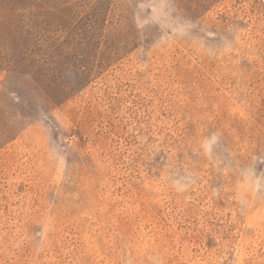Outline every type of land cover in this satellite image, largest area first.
Masks as SVG:
<instances>
[{
  "label": "rangeland",
  "instance_id": "374dc122",
  "mask_svg": "<svg viewBox=\"0 0 264 264\" xmlns=\"http://www.w3.org/2000/svg\"><path fill=\"white\" fill-rule=\"evenodd\" d=\"M225 2L0 0V264H264V17L245 63Z\"/></svg>",
  "mask_w": 264,
  "mask_h": 264
},
{
  "label": "trees",
  "instance_id": "16d2710c",
  "mask_svg": "<svg viewBox=\"0 0 264 264\" xmlns=\"http://www.w3.org/2000/svg\"><path fill=\"white\" fill-rule=\"evenodd\" d=\"M196 1V0H195ZM224 1H227L225 3H231L228 5L233 6L235 4H238V7L236 8V18L237 23L239 25V34H240V43H241V50L240 53L243 54V58L245 60V63L248 62L249 57L247 58L246 51L244 50V42L247 41L250 36L253 37L254 40H260L261 37L259 35V30L256 28L257 23V12L259 10V13L264 17V0H253L255 4V9L251 10L250 3H248V0H197V3L205 9H212L214 7H217L219 4H222ZM228 5L223 4L224 13L220 15V12L217 10V15L221 18L220 22L222 23H229V17L228 16ZM219 17H216V20H219ZM227 22V23H226ZM224 24V25H225ZM216 29V28H215ZM251 58V57H250ZM264 58V55H263ZM264 60V59H263ZM264 64L261 65L254 64L249 68V70L256 75H260L259 80H256L253 83L254 89H253V96H254V103L257 106V113L261 120H264V74L261 75V71L264 73ZM246 68V67H245ZM256 69V70H255ZM252 86V87H253Z\"/></svg>",
  "mask_w": 264,
  "mask_h": 264
}]
</instances>
